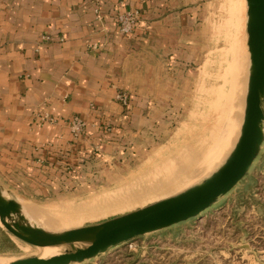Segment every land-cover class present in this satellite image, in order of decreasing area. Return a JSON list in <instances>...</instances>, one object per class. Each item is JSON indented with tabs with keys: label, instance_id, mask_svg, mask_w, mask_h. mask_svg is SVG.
<instances>
[{
	"label": "crops",
	"instance_id": "crops-1",
	"mask_svg": "<svg viewBox=\"0 0 264 264\" xmlns=\"http://www.w3.org/2000/svg\"><path fill=\"white\" fill-rule=\"evenodd\" d=\"M190 1L0 0V184L12 197L57 193L112 153L116 133L135 120V99L125 107L118 95L147 92V81L133 87L136 77H159L160 53L184 27ZM129 10L142 20L124 36L117 17ZM46 115L57 123L43 122ZM74 117L87 124L79 140L67 125ZM0 237V253L14 251L1 225Z\"/></svg>",
	"mask_w": 264,
	"mask_h": 264
},
{
	"label": "rangeland",
	"instance_id": "rangeland-1",
	"mask_svg": "<svg viewBox=\"0 0 264 264\" xmlns=\"http://www.w3.org/2000/svg\"><path fill=\"white\" fill-rule=\"evenodd\" d=\"M234 1L191 0L184 16V27L172 30L173 44L168 54L160 53L159 70L154 69L159 79L136 77L131 80L133 87L135 83L147 81L149 84L143 87L147 92H124L129 105L133 98L136 101L132 113L135 120L134 124L124 126L116 133L118 141L113 154L102 152L99 159L92 162L90 172L79 175L57 193L50 191L46 196L42 193L35 200L20 199V203L41 212L90 204L148 186L163 177L171 164L197 151L200 143L198 150H203L207 144L204 140L211 143L216 119L224 114L220 110L233 97L236 99L229 94L234 84L230 74L231 61L247 44L244 22L247 21V1L239 2L244 4V13ZM157 81L160 87L152 88ZM239 99L235 101L232 113L236 115L233 122L241 120L237 124L240 126L235 128L234 141L226 148L224 157L230 155L241 132L245 107L241 106ZM209 145L205 146L210 148ZM219 163L221 160H214L203 177H195L199 179H192L194 182L176 188L177 191L174 189L139 206L135 204L100 215L97 219L88 218L74 226L98 224L181 193L209 177L215 164ZM199 217L177 228L178 232L175 229L165 234H150L82 264H264V144L246 178ZM15 241L14 251L0 253V257L16 258V261L36 256L30 248L32 246ZM243 245L252 252L236 256L234 251L238 250L237 247H245ZM6 248L0 245V250Z\"/></svg>",
	"mask_w": 264,
	"mask_h": 264
},
{
	"label": "water",
	"instance_id": "water-1",
	"mask_svg": "<svg viewBox=\"0 0 264 264\" xmlns=\"http://www.w3.org/2000/svg\"><path fill=\"white\" fill-rule=\"evenodd\" d=\"M247 1L250 67L243 123L225 164L202 182L173 196L98 224L54 233L32 225L19 200L0 184V224L16 240L35 248H64L49 258L10 264H82L135 239L200 218L251 171L264 144V0Z\"/></svg>",
	"mask_w": 264,
	"mask_h": 264
},
{
	"label": "bare ground",
	"instance_id": "bare-ground-1",
	"mask_svg": "<svg viewBox=\"0 0 264 264\" xmlns=\"http://www.w3.org/2000/svg\"><path fill=\"white\" fill-rule=\"evenodd\" d=\"M239 2L241 1L240 0L234 1V3H236L237 6L240 8V10L244 13L243 10L244 4L243 2L239 4ZM244 22L246 21L244 20ZM243 30H245L244 26H243ZM236 46H238L237 42H236ZM244 48L241 50V52L240 50H238L236 56L234 55V58L232 59L230 64L231 66L230 74L234 84L229 94L236 96V99L233 97L232 101L230 100L227 104L224 105L223 108L221 107L222 109L220 111L221 113L224 112V114H222L220 118L218 117L216 119L217 121L215 120L216 123L214 124V126L211 124V126L216 128V130L212 129L213 131L211 132V135L213 136L214 134V136L216 137L214 138L213 136L210 138L212 140L211 143L209 142L210 140L208 139H207L208 141L204 140V143L207 142V144H204V148L202 143L203 150L206 147L205 145L211 144L209 145L210 148H208L207 146L206 148L208 149H205V151L200 149L201 151L200 152L198 150V148H201L200 147L201 143H200L199 147L196 148L198 152L194 151L195 153L192 152V154H190L189 156L187 155L188 158H184L179 162L177 161L174 164H171L169 167H167L168 170H166L167 172L163 174V177H160L159 180L154 181L153 184L148 186H141L139 188L126 191L122 194L118 193V195L115 196L105 197L90 204H83V205L67 207V208L59 207L50 210H43L41 212L40 211L36 212L32 209H29L21 205L23 213L27 218V221L34 226H38L49 232H54V233H61V232L69 231L71 229L81 228V227H75L74 225H79L88 218L97 219L98 216L100 215L109 214L117 210L128 208L135 204H138L139 206V204L145 203L153 198H156L157 196L168 194L174 189L175 191H177L176 188L179 189L184 185L186 186V183L188 182L189 183L194 182V180L192 181V179H194L195 177L198 176L203 177L202 176L203 173L206 170H208V168L213 164L214 160H218V161L221 160V163H219V165L215 164L216 167L212 173L218 171L225 164L227 158L229 157V156L224 157L226 156L224 155V153L227 150L226 148L230 147V145L234 141L233 134L235 128L237 126H240L237 124L240 123L241 120L240 121L236 120L237 123L234 121L236 123L235 124L233 120L234 118L236 119L235 117L236 115H233L232 113V109L237 98H240L238 102L241 103V106H243V108L245 107V97L247 93V81H248V73L250 67V53L247 44H245ZM229 96L230 95H228V97ZM234 136H236V134ZM212 145L213 147H211ZM201 157H203L204 160H201ZM198 158L200 161L197 160ZM195 179H199V178H195ZM64 228H67V230L63 231ZM30 248L34 251L36 256L41 258H49L55 255H59L64 250V248H35V247H30ZM9 259L10 258L0 257V264H10L14 262L16 258H14V260L11 259L9 260Z\"/></svg>",
	"mask_w": 264,
	"mask_h": 264
},
{
	"label": "built area",
	"instance_id": "built-area-1",
	"mask_svg": "<svg viewBox=\"0 0 264 264\" xmlns=\"http://www.w3.org/2000/svg\"><path fill=\"white\" fill-rule=\"evenodd\" d=\"M140 19L141 13L138 10H129L119 14L117 17V23L121 34L129 35L133 33L135 28L139 25ZM117 99L125 107L129 105L126 93H120ZM42 120L43 122L57 123V120L49 115L44 116ZM67 125L70 127L71 133L76 140H79L86 134L87 124L80 117H74L72 120L67 122Z\"/></svg>",
	"mask_w": 264,
	"mask_h": 264
}]
</instances>
